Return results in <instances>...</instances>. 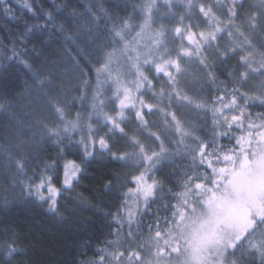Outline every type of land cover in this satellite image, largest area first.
Here are the masks:
<instances>
[{"label":"snow or ice","instance_id":"1","mask_svg":"<svg viewBox=\"0 0 264 264\" xmlns=\"http://www.w3.org/2000/svg\"><path fill=\"white\" fill-rule=\"evenodd\" d=\"M104 39L94 87L81 69L79 110L53 103L64 132L82 130L85 160L99 152L129 170L105 182L119 196L98 209L111 227L78 264H264V0H137ZM33 76L56 85L54 70ZM82 171L65 159L59 186L47 171L22 183L59 217Z\"/></svg>","mask_w":264,"mask_h":264},{"label":"trees","instance_id":"2","mask_svg":"<svg viewBox=\"0 0 264 264\" xmlns=\"http://www.w3.org/2000/svg\"><path fill=\"white\" fill-rule=\"evenodd\" d=\"M136 2L0 3V264H78L79 258L91 255L108 235L109 218L98 209L111 211L119 196L115 188L106 193L104 185L114 174L124 177L129 170L99 152L90 161L85 160L78 143L82 130L64 132L53 103L64 105L66 112L79 110L76 98L83 94L81 83L87 78L81 69L94 87L99 45L107 43L104 38L115 18L130 14ZM175 7L182 10V6ZM155 15H164L170 22L171 13L163 2ZM49 70L55 72L56 85L42 87L33 72L43 76ZM51 128L57 132H49ZM124 147L125 142L117 138L114 149L121 151ZM17 159L22 160L23 171L17 170ZM65 159L80 162L83 171L74 190L62 194L58 217L46 210V202L41 204L29 197L22 182H37L47 171L59 186ZM53 161L55 169L47 168ZM157 211L161 216L167 213L162 202L152 205L153 215ZM153 215H146L145 223ZM11 243L17 245V252L6 258Z\"/></svg>","mask_w":264,"mask_h":264}]
</instances>
